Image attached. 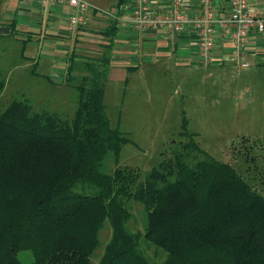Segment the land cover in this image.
<instances>
[{
	"label": "trees",
	"instance_id": "trees-1",
	"mask_svg": "<svg viewBox=\"0 0 264 264\" xmlns=\"http://www.w3.org/2000/svg\"><path fill=\"white\" fill-rule=\"evenodd\" d=\"M116 29L112 20L100 30L101 54L71 57V116L33 110L26 98L0 110V264H157L141 237L166 253L158 264H264V196L207 153L186 118L184 140L144 174L101 168L128 140L103 101ZM5 80L0 71V94ZM133 200L144 208L143 232L128 226ZM105 220L111 237L94 263ZM21 249L33 258L21 260Z\"/></svg>",
	"mask_w": 264,
	"mask_h": 264
},
{
	"label": "rangeland",
	"instance_id": "rangeland-1",
	"mask_svg": "<svg viewBox=\"0 0 264 264\" xmlns=\"http://www.w3.org/2000/svg\"><path fill=\"white\" fill-rule=\"evenodd\" d=\"M50 35L52 38L33 43L38 50L44 48L33 69L25 61L31 48L26 50L29 46H25L23 39L0 38V71L6 79L0 94V110L13 99L26 98L33 110L72 115L77 92L66 79V68L71 57L77 63L81 61L75 58L71 41L65 36ZM48 40L57 41L58 48L65 50L54 63L53 56L47 54L52 50ZM56 62L64 65V70H58L61 77L52 73L58 67ZM124 74H107L104 82L105 111L111 124L128 138L116 155L112 151L107 153L101 166L105 172L117 165H127L144 174L184 140L180 132L182 119L186 118V128L195 132L199 145L215 159L230 163L264 196V75L252 78L254 72L250 68L233 61L195 67L189 62L156 60ZM129 207V228L143 232V206L133 200ZM111 232V225L105 220L99 230L100 244L92 255L94 263L103 253ZM143 239L140 238L141 247L147 257L161 263L166 253ZM18 256L23 261L33 258L27 249L19 250Z\"/></svg>",
	"mask_w": 264,
	"mask_h": 264
},
{
	"label": "crops",
	"instance_id": "crops-1",
	"mask_svg": "<svg viewBox=\"0 0 264 264\" xmlns=\"http://www.w3.org/2000/svg\"><path fill=\"white\" fill-rule=\"evenodd\" d=\"M95 8L87 10V21L77 27H69L67 14L73 7L67 3L42 4L40 0H0V35L16 36L23 39L29 55H26L27 65L32 69L40 62L41 51L36 49L33 43H41L45 38H52L50 33L65 36L71 41V48L75 49V58L80 59L82 55H97L104 50L107 36L100 33L112 19L102 10L116 9L119 13H127L131 9V0H88ZM170 0H149L151 8L166 10ZM187 7L192 12H201L198 0H185ZM230 0H214V10L222 14L229 9ZM264 0H247L248 10L256 13L261 10ZM14 22V25H13ZM233 25L218 28L215 43L211 52V60L208 64H221L233 61L241 67L250 68L255 76L264 75V54L262 45L264 37L256 30H250L247 42L241 49L240 59L248 62L243 66L231 58L234 43L231 40ZM56 32V33H55ZM15 33V35H13ZM27 38V41H24ZM58 38V37H57ZM52 50L47 54L53 56V63L57 57H62L65 50L58 48V42H51ZM73 42V43H72ZM108 65V77L121 74L129 69L135 70L144 62L173 61L176 63H188L198 67V45L197 34L192 28H185L176 33H169L162 28L156 27H134L131 25L119 26L113 39ZM24 46V45H23ZM36 46V45H35ZM56 47V48H55ZM60 47V46H59ZM63 47V46H61ZM38 50V51H37ZM80 52V53H78ZM43 60V59H42ZM53 74L62 76L59 72L64 67L63 63L56 62ZM204 65V64H202ZM59 70V71H58ZM64 70V68L62 69ZM111 74V75H110ZM51 75V74H50ZM125 78H126V74Z\"/></svg>",
	"mask_w": 264,
	"mask_h": 264
},
{
	"label": "built area",
	"instance_id": "built-area-1",
	"mask_svg": "<svg viewBox=\"0 0 264 264\" xmlns=\"http://www.w3.org/2000/svg\"><path fill=\"white\" fill-rule=\"evenodd\" d=\"M42 4L67 3L73 10L67 14L69 27L83 25L87 21V10L95 8L88 0H40ZM201 12L188 9L185 0H170L166 10L151 8L149 0H131V9L127 13H119L116 9H104L117 25L134 27H156L166 32L176 33L185 28H192L197 34L198 59L201 64H208L215 43L218 28L233 25L231 40L234 43L231 58L246 66L248 62L240 59L241 49L247 42L250 30H256L264 37V5L259 12L248 10L247 0H230L229 9L218 14L214 10V0H198ZM264 54V42L262 45Z\"/></svg>",
	"mask_w": 264,
	"mask_h": 264
}]
</instances>
